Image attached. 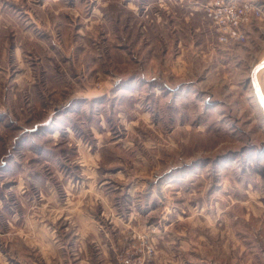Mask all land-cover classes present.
<instances>
[{"label":"rangeland","instance_id":"374dc122","mask_svg":"<svg viewBox=\"0 0 264 264\" xmlns=\"http://www.w3.org/2000/svg\"><path fill=\"white\" fill-rule=\"evenodd\" d=\"M67 1L69 53L51 77L0 87V193L12 201L13 181L33 174L55 180L60 194L58 178H78L83 149L99 151L113 173L130 177L126 187L116 179V192L154 185L145 225L123 222L119 264L141 235L154 246L153 264L171 219V238L193 239L185 264H264V109L252 82L264 61V0H253L263 15L246 41L231 45L218 41L208 0ZM255 75L264 94V68ZM26 234L13 247L21 264L75 256L73 245L26 246Z\"/></svg>","mask_w":264,"mask_h":264},{"label":"crops","instance_id":"0c3cea01","mask_svg":"<svg viewBox=\"0 0 264 264\" xmlns=\"http://www.w3.org/2000/svg\"><path fill=\"white\" fill-rule=\"evenodd\" d=\"M68 36L67 0H0V87L43 85L49 79L46 73L49 72L48 76L51 77L54 64H59L58 56L68 55ZM13 71L17 73L13 75ZM54 81L56 85L59 84ZM47 127L52 129L53 125L47 124ZM28 131H36V128ZM99 154V151L93 153L83 149L77 166L79 170H76L78 178L70 174H61L58 178L62 186L60 194L55 188L52 189L55 180L33 174L19 175L13 181L12 201H7L8 193L5 196L0 193V264H21L20 254L14 253L13 247L18 243L19 232L24 229L27 231L24 240L26 246L34 249L57 247L58 243L59 249L74 246L77 251L75 256H64L63 259L60 256L58 260L53 256V262L119 264L115 247L124 237L123 222L145 225L147 216L153 210L149 193H153L154 185H143L138 192L132 190L131 186L127 191L116 192L114 189L117 187L112 185L118 182L116 179L126 187L130 177L113 173L114 168H110L113 165L102 160ZM11 163L14 168H26L23 164L16 165L15 161L7 164ZM1 166L4 167L5 163ZM100 167L107 171L101 173ZM44 200L47 201L41 202ZM7 202L12 206L11 213L9 209L6 210L9 216L5 224L2 216L6 209L4 203ZM52 203L58 208L51 205L50 208L54 210H47L46 207ZM19 205L24 208H18ZM165 209L169 208H164V213L169 214ZM55 210L59 211V216L53 220L51 215ZM171 220L169 226L164 228V234L158 237L159 247L153 264H185L180 256L186 253L185 249L193 243V239L187 231H180L179 235L171 238V230H167L175 223ZM56 222L59 224L55 225ZM70 229L73 232L66 237ZM55 231H58L57 235L53 233ZM172 249L177 251L176 255ZM34 256L24 264H37ZM41 257V264L42 261H50L49 256L42 254Z\"/></svg>","mask_w":264,"mask_h":264},{"label":"built area","instance_id":"2783aa9c","mask_svg":"<svg viewBox=\"0 0 264 264\" xmlns=\"http://www.w3.org/2000/svg\"><path fill=\"white\" fill-rule=\"evenodd\" d=\"M206 17L213 23L221 44H241L249 29L263 15V6L253 0H208L204 5ZM140 244L132 253L122 257V264H150L154 246L148 236L138 237Z\"/></svg>","mask_w":264,"mask_h":264},{"label":"water","instance_id":"95a60500","mask_svg":"<svg viewBox=\"0 0 264 264\" xmlns=\"http://www.w3.org/2000/svg\"><path fill=\"white\" fill-rule=\"evenodd\" d=\"M262 68H264V61L260 62L253 70V73H252V82H253V86H254V90L255 92L259 95V97L261 98L262 100V105H263V109H264V94L262 93V90H261V87L255 77V74L261 70Z\"/></svg>","mask_w":264,"mask_h":264},{"label":"bare ground","instance_id":"6f19581e","mask_svg":"<svg viewBox=\"0 0 264 264\" xmlns=\"http://www.w3.org/2000/svg\"><path fill=\"white\" fill-rule=\"evenodd\" d=\"M256 76V75H255ZM263 93V92H262ZM261 99V98H260ZM261 102H262V100H261ZM263 106V105H262Z\"/></svg>","mask_w":264,"mask_h":264}]
</instances>
